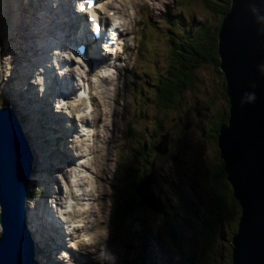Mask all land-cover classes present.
Returning <instances> with one entry per match:
<instances>
[{
  "label": "rangeland",
  "instance_id": "obj_1",
  "mask_svg": "<svg viewBox=\"0 0 264 264\" xmlns=\"http://www.w3.org/2000/svg\"><path fill=\"white\" fill-rule=\"evenodd\" d=\"M161 4L160 9H150L148 41L141 43L142 50L149 54L146 68L143 69L142 59L135 64L140 79L145 81L149 77L151 80L147 98L138 101L132 112L127 108L122 110V121L114 120L118 126L114 134L110 131L108 149L102 151L95 165L100 170L95 187L99 195L93 204L96 213L91 231L97 243L83 250L88 253L85 264L229 263L233 245L231 229L240 214L238 202L232 196V189L227 191L226 206L214 223L211 237L205 228L216 203L201 176L204 168L220 167L213 120L217 111L229 110L223 96L224 74L220 68L221 72L209 64L197 68L194 83L179 96L177 108L165 112L158 113L156 109L154 87L158 76L166 73L169 42L183 38L181 34L191 28L190 34L205 25L215 28L222 18L210 0L208 3L207 0H161ZM178 13L183 16H175ZM20 52L18 48L12 54L16 58ZM137 109L140 114L134 118ZM196 110L200 111L199 116ZM156 121H161L172 137L169 154L155 157L158 170L155 171L156 183L152 184L155 195L166 204L167 213L162 215L140 207L118 227L113 220L114 210L130 191V179L136 174V168L144 166V150L150 141L158 140ZM174 156H178V160L174 161ZM132 161L136 166L131 167L128 176L125 167ZM48 174L46 178L51 175ZM207 238L211 243L208 258L202 254Z\"/></svg>",
  "mask_w": 264,
  "mask_h": 264
},
{
  "label": "water",
  "instance_id": "obj_2",
  "mask_svg": "<svg viewBox=\"0 0 264 264\" xmlns=\"http://www.w3.org/2000/svg\"><path fill=\"white\" fill-rule=\"evenodd\" d=\"M264 15V0H231L218 32L219 68L229 99L228 121L217 140L224 171L241 214L233 235V264H264V34L249 5ZM255 87H251V85ZM254 92L253 103H241ZM170 135H161L156 150L168 152ZM178 156L174 157V160ZM34 156L11 109H0V264H39L27 225L26 206ZM156 167L136 186L139 206L165 214L152 190Z\"/></svg>",
  "mask_w": 264,
  "mask_h": 264
},
{
  "label": "clouds",
  "instance_id": "obj_3",
  "mask_svg": "<svg viewBox=\"0 0 264 264\" xmlns=\"http://www.w3.org/2000/svg\"><path fill=\"white\" fill-rule=\"evenodd\" d=\"M74 5L77 13H85L88 16L94 32L98 31V22L105 20L107 42L102 44V49L103 55L109 57L106 63L90 68L82 57L74 54L71 49H54L49 65L56 68L58 78L69 77L74 90L68 98L57 96L53 101V110L67 118L65 127L71 128L73 120L77 127V131L69 138V149L77 160L74 165L67 167L63 174H55L59 186L53 185L56 195L49 200V204L64 226L66 248L83 253L85 248L97 243L95 233L91 231L95 223L93 204L99 195L95 191L96 177L93 173L97 170L95 165L99 150L103 146L101 137L105 134L104 125H98L97 121L103 119L104 113L111 116L114 110L122 111L117 109L115 103L118 91L123 87L118 69L125 66L118 56L127 59L123 53L125 44L130 48L135 47L134 35H128L125 40L121 38V34L133 33L135 26L143 19L140 13L142 8L157 10L162 4L161 0H99L96 3L93 0H74ZM57 6L58 0H54L52 7ZM249 7L256 22L262 25L260 32L264 34V15L260 14L255 3ZM14 60L11 52L4 54L0 48V88H4L11 78ZM61 64H64L63 68ZM258 70L264 74V64L259 65ZM43 72L44 68L38 69L31 81L41 97L46 92ZM251 87L254 88L255 85ZM255 99L254 92L244 93L241 103L251 104ZM55 259L63 264H75L71 254L63 249Z\"/></svg>",
  "mask_w": 264,
  "mask_h": 264
},
{
  "label": "trees",
  "instance_id": "obj_4",
  "mask_svg": "<svg viewBox=\"0 0 264 264\" xmlns=\"http://www.w3.org/2000/svg\"><path fill=\"white\" fill-rule=\"evenodd\" d=\"M206 2V1H205ZM213 4V8L218 12L220 18L223 19V16L229 11L231 0H210ZM208 3V0H207ZM221 26V21L215 28H209L207 25L197 29L195 33H191V29L185 30L181 35L183 38H177V40L172 39L169 42L168 47L166 48L167 53V68L166 73H163L158 76L155 81V96H156V109L158 113L160 111L165 112L171 110L172 108H177L179 104V96L194 83L196 77L195 71L197 68L202 67L203 65H213L218 69L219 72V55H218V32ZM174 34V33H173ZM223 96L228 102L229 99L226 93V85L223 92ZM228 111H217L214 117V129L216 131V138L218 136L219 129L222 125L226 124L228 121ZM157 128L156 136L160 135L161 132L166 131L162 125L161 121H156ZM213 128V126H212ZM157 140L150 141L147 149L144 150V165L141 169L136 168V174L130 179L131 185L129 186L130 191L127 193V196L124 200L119 202L114 210V221L118 227L123 225L124 220L133 213V211L140 208L137 194L135 188L138 183L144 179L150 172L152 163H156L157 159L161 156L157 153L156 150ZM169 154V151L166 153ZM155 157H158L157 159ZM219 163L220 167L216 170H209L204 168L202 170L201 176L203 178L204 186L207 190L214 196L216 207L212 214L210 215V221L206 223L207 228L206 232L211 237L214 234V223L220 217L222 209L226 206V193L230 192L231 184L227 179V175L224 171V164L220 157L219 153ZM136 166V163L132 161L125 171L129 176L131 167ZM209 172V174H208ZM127 176V179H128ZM233 196V195H232ZM235 202H237L235 200ZM239 213L241 214V208L239 204ZM240 214L236 223L234 224L232 230L233 235L238 230V222ZM209 228V229H208ZM176 236V234H175ZM209 250H211V243L206 240V247L203 250V255L208 258ZM208 261L211 263V258L209 257ZM232 247L230 248L229 254V263H232Z\"/></svg>",
  "mask_w": 264,
  "mask_h": 264
},
{
  "label": "bare ground",
  "instance_id": "obj_5",
  "mask_svg": "<svg viewBox=\"0 0 264 264\" xmlns=\"http://www.w3.org/2000/svg\"><path fill=\"white\" fill-rule=\"evenodd\" d=\"M2 1L3 0H0V3ZM5 2L7 3V7H10V4H8V2L6 0H5ZM9 2L11 3V6L13 7V13L15 15L16 9H17V4H19V6H21L23 3H21V1H19V0H17V2L16 1L15 2L9 1ZM14 6H16V9L14 8ZM33 7H34L33 12H30V15L32 17L31 18L32 25H31V27H29L27 32L23 34L24 35L23 36V38H24V40H23L24 50L29 52L30 51L29 49H31L32 57L34 59H37V57L40 58L41 59L40 63H43L45 65L50 56L47 57L45 55L40 54L39 46L43 45L42 46L43 50L47 49V48H52L53 49V44H52V40L54 39L53 31L58 28L55 24H60L61 26L65 27L66 17L63 18V16H62L63 14H65V11L63 10L64 6L61 5L59 7V9L56 10L58 13L56 14V16H54V21L53 22L51 21L52 14H50L48 10L39 9L37 4H34ZM32 13H33V15H32ZM68 23L69 22H66V24H68ZM10 26L13 28L12 21L10 22ZM47 28H50V35H47V32H48ZM20 31L24 32L23 26H20ZM65 31H66V29L62 28L60 30V32L58 33V36L56 37V39H58V38L60 39L61 36H62V38L68 39V36H67ZM15 34L17 36L21 35L18 31H15ZM31 35L38 36L37 39L34 42H32V41L30 42V40L28 42V39L30 38ZM39 40H40V43H39V46H38V41ZM60 41L62 42L61 39H60ZM53 43H54V40H53ZM62 45H63V42H62V44L61 43L59 44L58 42H55L54 47L56 48L57 46H60L59 48L65 49L64 45L63 46ZM28 47H30V48L28 49ZM27 56H30V55L27 54ZM27 66H29L28 69L26 68L25 65L22 66V70L19 72V74L22 73V75H24L25 72H26L29 77L33 78V76L36 73V71H33V76H32L31 70H30L31 69L30 68L31 67V63H28ZM19 77H20V80L18 78L16 80L17 81L16 85L18 86L16 88V92L17 93H22L23 92L25 94L26 93L25 90L27 89V86L23 85L22 80H21L22 77L20 75H19ZM66 79H68L67 76L65 78H63L61 82L60 81L57 82V84L59 83L58 84L59 87L65 89L68 93L72 94L74 92V90L72 89V85H71V81H70L71 79L68 81V82H70V84H67V80ZM58 86H56V91L58 90L57 89ZM30 87H31V92L30 93H34L36 96L39 95L37 91L36 92H32V90H34V87H32L31 85H30ZM46 88H47V85H46ZM55 98H56L55 94H53L51 99L54 100ZM36 112H37V107H35L32 110V113H33V116H34V120H36V118H35L36 114H37ZM38 115L39 114H37V116ZM58 116H60V115H56V123H58V120H59ZM49 118L53 119V116H52L51 113H50ZM50 121H51V124H53L52 120H50ZM24 126H25L26 131L27 130L30 131L31 137H32V139H34L36 145H40L41 144L43 136L56 137L58 135V132H55L52 129V127L50 126V124H47L44 128H42V127H40V124L37 126L36 121H35V125L34 124L33 125L29 124V122H28L27 125L25 124ZM103 141L104 140H101V143ZM32 145H33V151H37V149H35L36 147H34V144H32ZM62 148L64 149L63 146H61V149ZM38 151H37V153H38V155H40L39 159H41L42 156H43L42 155L43 153H42V151H40V154H39ZM37 153H34L36 155V157H37V158L35 157V160L38 159ZM71 153H72V151L69 150L68 153L65 154L67 156L65 161H68V157L69 158L72 157ZM39 159H38V162H37V166H38V175H37L38 185H39V187L42 190H44L46 192L53 193L54 192L53 185L59 186V183H56L55 181H53V179H51V180L48 181L47 184L44 185V183H42V182H40L38 180V176L46 178V176L44 175V171L41 168V165L42 166H45V165H44V163L40 162ZM59 159H61V158H59ZM62 162H64V160H62ZM48 178H49V176L47 177V179ZM65 180H67V177H66ZM46 192H45V195H46ZM40 198L41 199H37V200H34L33 198H31L29 200V208H30V220H31V223H32V229L34 231V236H35V239H36V243H37V245L39 247V250H42L47 245H49V243L51 245H53V243H54L55 246L56 245L58 246L59 245L58 244L59 240H61L62 237H63L62 235L61 236L60 235L57 236L59 238H57L55 242L50 241V239L48 240L47 237H44L45 236L44 232H45V234L47 233V230H45V228H46L45 224H47L50 227H53L58 232H61L64 236H65V230L63 229L64 226L62 227V225L58 221L56 212L52 208V206L49 204V202L47 203V207H46V202H44L45 200H44L43 196L41 195ZM52 248L53 247L50 248L49 254L53 253V256L55 257L60 252V249H58V247H57V250H59V252H58L57 250L52 251ZM67 250L69 252L70 249H67ZM67 250H65V251H67ZM47 251H48V249H47ZM70 254H71V258L73 256L77 257V256H80V255H83V253L81 251H72V253H70ZM38 259H39V261L46 262V264H57L56 262H53L50 259H48V257H46L44 253L41 254V251H39ZM72 260H73V258H72Z\"/></svg>",
  "mask_w": 264,
  "mask_h": 264
}]
</instances>
